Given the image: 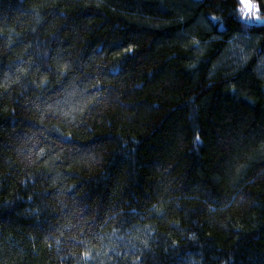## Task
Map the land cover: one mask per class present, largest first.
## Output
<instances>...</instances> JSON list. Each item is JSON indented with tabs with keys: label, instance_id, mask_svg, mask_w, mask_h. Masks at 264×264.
Returning <instances> with one entry per match:
<instances>
[{
	"label": "trees",
	"instance_id": "obj_1",
	"mask_svg": "<svg viewBox=\"0 0 264 264\" xmlns=\"http://www.w3.org/2000/svg\"><path fill=\"white\" fill-rule=\"evenodd\" d=\"M242 7L0 0V264H264V23Z\"/></svg>",
	"mask_w": 264,
	"mask_h": 264
},
{
	"label": "snow or ice",
	"instance_id": "obj_2",
	"mask_svg": "<svg viewBox=\"0 0 264 264\" xmlns=\"http://www.w3.org/2000/svg\"><path fill=\"white\" fill-rule=\"evenodd\" d=\"M239 2L243 5V7L240 9V12L243 14L246 20H255L264 23V20H262L261 16L259 15V7L253 2V0H239ZM212 19L215 22V18Z\"/></svg>",
	"mask_w": 264,
	"mask_h": 264
},
{
	"label": "water",
	"instance_id": "obj_3",
	"mask_svg": "<svg viewBox=\"0 0 264 264\" xmlns=\"http://www.w3.org/2000/svg\"><path fill=\"white\" fill-rule=\"evenodd\" d=\"M244 20L247 21L245 17H244Z\"/></svg>",
	"mask_w": 264,
	"mask_h": 264
}]
</instances>
